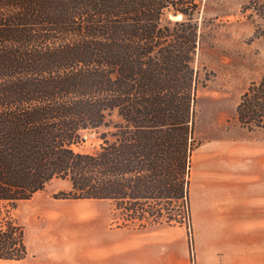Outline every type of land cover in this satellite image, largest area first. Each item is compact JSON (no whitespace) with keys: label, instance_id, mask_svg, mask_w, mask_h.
<instances>
[{"label":"trees","instance_id":"trees-1","mask_svg":"<svg viewBox=\"0 0 264 264\" xmlns=\"http://www.w3.org/2000/svg\"><path fill=\"white\" fill-rule=\"evenodd\" d=\"M199 3L0 0V209L59 179L63 198L116 202L141 229L176 221L196 147ZM235 119L264 129V73ZM93 132L91 152L73 149ZM26 255L23 225L0 218V261Z\"/></svg>","mask_w":264,"mask_h":264},{"label":"rangeland","instance_id":"rangeland-1","mask_svg":"<svg viewBox=\"0 0 264 264\" xmlns=\"http://www.w3.org/2000/svg\"><path fill=\"white\" fill-rule=\"evenodd\" d=\"M198 1L192 15L201 35L194 64L199 81L196 147L190 157L187 207L172 206L176 221L141 229L116 202L63 198L67 184L55 179L29 199L1 207L0 218L14 217L23 225L27 255L0 264H198L207 253L226 259L224 237L242 238L244 223L220 216L228 209L218 194L222 180L233 178L235 198L244 156L264 154V129L249 131L235 119L241 94L264 73V0ZM98 143L93 132L72 147L91 152ZM211 201L217 210L213 219L220 221L210 220ZM209 235H218L217 242Z\"/></svg>","mask_w":264,"mask_h":264},{"label":"crops","instance_id":"crops-1","mask_svg":"<svg viewBox=\"0 0 264 264\" xmlns=\"http://www.w3.org/2000/svg\"><path fill=\"white\" fill-rule=\"evenodd\" d=\"M244 164L241 174L238 172V179L241 180L238 182L239 200L236 201L237 196L233 197L236 195L233 178L222 180L218 194V198L224 199L225 204L222 201V206L228 209L220 216L228 221L244 223L240 233L242 238L235 234L224 237L226 259L224 254L218 255V261L207 253L200 257L198 264H264V228L260 227V223H264V154L257 155L252 151L244 156ZM230 173L227 171V175ZM209 206L212 220L217 210L212 201ZM221 217L212 221H220ZM209 236L217 242L218 235ZM207 238L210 239L208 236ZM210 245L217 246L211 240Z\"/></svg>","mask_w":264,"mask_h":264},{"label":"bare ground","instance_id":"bare-ground-1","mask_svg":"<svg viewBox=\"0 0 264 264\" xmlns=\"http://www.w3.org/2000/svg\"><path fill=\"white\" fill-rule=\"evenodd\" d=\"M173 18L178 19V18H180V15H177V16H175V17H173Z\"/></svg>","mask_w":264,"mask_h":264}]
</instances>
